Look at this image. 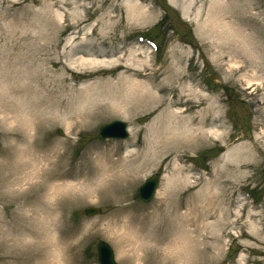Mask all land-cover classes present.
<instances>
[{"label": "rangeland", "instance_id": "obj_1", "mask_svg": "<svg viewBox=\"0 0 264 264\" xmlns=\"http://www.w3.org/2000/svg\"><path fill=\"white\" fill-rule=\"evenodd\" d=\"M19 1L21 4L17 5ZM59 1L66 2L67 9L62 10L64 14L60 19L51 21L46 15L49 7L43 0H0V56L5 53L3 42L8 45L14 34L16 42L20 41L19 35H26V44L30 41L43 45L49 40L48 31L57 24H63V32L53 48V56L55 53L60 55L63 48H67L64 45L67 38L74 36L73 46L79 44L83 34L99 20L102 11L114 6L120 8L122 0ZM132 1L144 13L145 9L154 11L157 15L155 20L149 23H145V18L136 23L123 21L115 31H110V39L99 44L94 37L84 47L79 46L78 52L99 51L107 55L97 57V62H101V67L106 70L102 79L117 78L121 71L111 69L118 64V57L121 64L144 75L149 64L161 67L163 74L158 77L159 81L165 80L168 72L175 71L177 75L180 72L184 76V85L193 86L213 102L212 111L209 112L213 122L209 128L215 131V135L205 138L195 147H178L174 154L147 157L143 152L133 156L135 162L145 158L149 161L146 167L145 163L142 165L138 179L131 185L112 180L97 186L95 194L90 196L87 194L93 188L87 184L80 189V194L66 196L62 205L63 218L61 216L55 233V237L61 240L58 245L63 244L59 246L61 250L58 252L61 254L56 264H98L96 245L99 241L106 242L112 248L116 264H178L162 250L163 242L167 238L172 240L173 232L177 239L176 231L181 218L189 230L188 236L195 240L193 258L181 264H264V101L255 92L264 84V24L261 23L264 20V0L261 3L240 0L238 5L244 9L237 13L238 24L232 25L233 32L238 34L246 32L256 35L261 32L260 44L257 43L260 46L258 54L246 51L255 43L242 40L241 35L225 37L224 40H201L195 25L183 20L168 0ZM252 7L256 10L252 11ZM117 14L121 16L123 10H117L116 14L109 13L110 16ZM253 14L258 15L256 24L249 19ZM42 32L46 38H42ZM33 36L37 39H30ZM138 36L153 40L158 50L153 52L146 43L138 42ZM66 54L67 60L74 58H69L68 51ZM74 68L75 72H80L87 67L75 65ZM67 78L71 86L80 88L81 82L70 74H67ZM249 80L251 83L248 85ZM214 108L219 111L216 113ZM224 115L228 117L227 121L223 119ZM153 117L145 116V105L142 104L126 118L103 116L94 124L81 128L79 134L76 131L69 135L62 125L54 123L39 138V144H48L50 149L57 141H62L65 143L63 149H66L67 142L64 169L72 164L74 172L79 174L84 170L85 173L89 159L97 156L93 153L89 156L87 150L90 147H99L111 153L113 159L145 149L151 139V128L148 129V126ZM116 120L127 125L128 138L124 141L99 140V128ZM51 150H54L53 147L48 150L53 153ZM49 156L53 158V154ZM177 166L183 168L181 176L187 177L185 185L179 187L172 185L174 182L171 181ZM214 171L217 172L216 179L211 180L210 184L205 183V180L212 178ZM152 175L159 177L158 188L153 199L144 203L137 197L136 191ZM221 181L227 183L222 184ZM71 182H80V177ZM165 184L171 187L166 200L160 202V193ZM206 188L209 191L205 193L213 195L209 201L203 200ZM247 193L253 196L251 202ZM123 205H130L131 209L121 211ZM89 206L100 208L101 214L93 218L84 216L83 210ZM3 208L4 203L0 202L1 216ZM222 211L224 219L221 221L217 218ZM8 214L5 210L4 218H9ZM195 214L197 220L190 221L195 220ZM216 219L218 223L215 224ZM153 226L156 227L153 233L158 236L155 239L150 234ZM122 237L125 243L121 245L119 239ZM155 240H158L161 250L138 249L143 242ZM175 243L178 246L177 241ZM19 251L16 252L18 258L15 264L41 263L39 257L43 253L38 247ZM34 255L36 258H33Z\"/></svg>", "mask_w": 264, "mask_h": 264}, {"label": "bare ground", "instance_id": "obj_2", "mask_svg": "<svg viewBox=\"0 0 264 264\" xmlns=\"http://www.w3.org/2000/svg\"><path fill=\"white\" fill-rule=\"evenodd\" d=\"M43 1L49 7L46 15L51 21L60 19L64 14L62 10L67 9L66 2ZM239 1L168 0V3L179 11L183 20L195 25L201 40H224L225 37L241 35L242 40L255 43L246 51L258 54L260 46H257V43L260 44L261 32L256 35L233 32L232 25L238 24L239 21L237 13L244 9L238 5ZM254 1L261 3V0ZM19 2L17 5L21 4V1ZM117 10H123V14L109 15L116 14ZM251 10L256 9L252 7ZM257 14L249 17L254 20V24L256 17L258 18ZM156 16L155 12L149 9H145L144 13V10L132 0H122L120 8L114 6L102 11L99 20L83 34L79 44L73 46L74 36L67 38L64 44L67 48H63L61 56L57 53L53 56V48L63 32L62 24H57L52 30L49 29L48 34L46 33L49 40L43 45L30 41L26 44V35H19L20 41L16 42L15 34L8 45L3 42L5 53L0 56V202L4 203V208L2 216L0 214V264H15L18 258L16 252L20 253L19 250L29 247H38L42 250L40 264H56L61 254L59 246L63 244L58 245L61 240L55 237V233L61 216L63 218L62 205L66 196L80 194V189L87 184L93 188L87 194L90 196L95 194L99 185L112 180H121L131 185L138 179L142 165L145 163L146 167L149 161L145 158L143 161L135 162L133 156L143 152L148 155L147 157L174 154L178 147L183 148L185 145L195 147L205 138L215 135V131L209 128L213 122L209 114L213 102L209 101L207 96L198 93L193 86L184 85V76L180 72L178 75L175 71L168 72L165 80L159 81L158 77L163 74L161 67L149 64L144 75L129 69L130 66L127 67L126 64H121V58L118 57V64L111 69L121 71L117 78L102 79L106 70L101 67L103 65L101 62H97V57L107 55L105 53L102 55L99 51L78 52L79 46L84 47L85 43L94 40V37L99 40V44L104 43V40L112 35L110 31H115L123 21L136 23L145 18V23H149L154 21ZM261 23L264 24V20H261ZM41 36L46 38L44 32ZM30 39L37 38L33 36ZM67 51L69 58L74 56L72 60L66 59ZM73 51L77 53L74 55ZM133 57L138 59L137 56ZM63 58L66 60L63 61ZM75 65L87 68L75 72ZM67 74L82 83L79 89L69 84ZM250 83V80L247 81L248 85ZM255 92L264 101V84L255 89ZM142 104L145 105V116L154 117L148 126V129L151 128V139L139 153L113 159L111 153L102 151L99 147H90L87 150L89 156L91 153L97 156L89 159L85 173L83 170L77 174L72 164L64 169L63 159L67 155V142L66 149H63L65 143L57 141L52 145L53 153L48 151L52 148L48 149V144H39V138L54 123L62 125L67 134L73 135L106 115L126 118ZM213 110L216 113L219 111L218 108ZM219 121L221 122L220 118ZM49 154H53L52 159ZM131 162L134 163L130 164ZM183 172V168L176 167L171 179L174 182L172 185L177 187L185 185L187 177L181 176ZM216 173L214 171L212 178L207 180L208 182L205 180V183L210 184L211 180H215ZM78 177L80 182L76 184L71 182ZM170 187L169 184L164 185L159 197L160 202L166 200ZM207 191L209 190L206 188L204 193ZM212 196L205 193L203 200L209 201ZM129 206H121V211L130 210ZM5 210L7 214L9 211V218L7 216L4 218ZM223 214L224 211L217 219L222 221ZM196 217L195 214V220L190 221H196L198 218ZM136 218L135 215L134 219ZM217 219L215 224L218 223ZM178 224L176 231L178 240L175 239L173 232L172 240L167 238L163 242L162 251L164 254L166 252L170 254L172 260L181 264L186 259L193 258L195 240L189 237L190 233L187 226H184L183 218ZM154 229L155 226L150 231L153 239L158 237L154 235ZM119 242L121 245L125 243L124 237L119 239ZM159 245L158 240L143 242L138 249L161 250ZM33 258H36V255Z\"/></svg>", "mask_w": 264, "mask_h": 264}, {"label": "water", "instance_id": "obj_3", "mask_svg": "<svg viewBox=\"0 0 264 264\" xmlns=\"http://www.w3.org/2000/svg\"><path fill=\"white\" fill-rule=\"evenodd\" d=\"M121 129H124V125L123 124H118ZM125 134H122L121 136L118 137H123ZM102 136V135H101ZM156 187V179H153L151 181H149L146 185H144L141 189H140V196L142 198V200L144 201H148L154 192V189ZM100 211L96 210V209H87L86 210V214L91 216V215H96L98 214ZM98 251H99V260L101 264H113L112 262V254L110 249L105 246L104 244H100L98 246Z\"/></svg>", "mask_w": 264, "mask_h": 264}]
</instances>
